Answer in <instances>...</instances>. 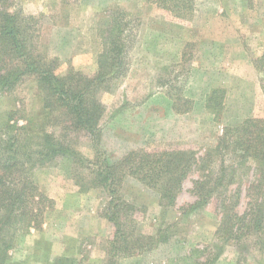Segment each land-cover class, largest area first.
<instances>
[{"label": "rangeland", "instance_id": "374dc122", "mask_svg": "<svg viewBox=\"0 0 264 264\" xmlns=\"http://www.w3.org/2000/svg\"><path fill=\"white\" fill-rule=\"evenodd\" d=\"M1 4L22 16H34L33 39L38 51L58 58V74L72 71L94 77L103 61L112 71L98 92L105 107L96 135L70 131L71 153L54 158H43L36 153L38 146L32 148L33 160L26 161L28 175L49 202L33 203L35 209L43 207L41 226L17 237L5 264H264V228L251 227L241 237L216 234L224 213L217 208L216 195L224 187L218 186L206 204L195 206L194 182L206 179L203 173L209 171L202 163L193 164L170 205L162 201L160 188L131 175L129 168L118 172L115 194L92 184L97 169L132 151L187 150L203 157L228 124L243 117L264 118V0H1ZM110 33L122 51L105 59L104 40ZM216 88L223 100L219 117L206 108L208 95ZM40 93L32 79L0 90V128L11 123L23 126L27 135L63 133L50 123ZM6 133L0 131L5 142ZM220 159L211 167L213 181L220 175ZM224 159L227 167L243 158L229 152ZM246 165L250 171L240 168L236 173L244 189L241 213L264 198L245 195L251 181L262 180L255 171L258 162L247 159ZM111 198L125 199L137 208L131 215L134 223L125 228L146 239L134 254L122 255L121 243L116 244L117 254L110 250L115 226L106 213ZM235 223L241 224L233 219L231 224Z\"/></svg>", "mask_w": 264, "mask_h": 264}, {"label": "trees", "instance_id": "16d2710c", "mask_svg": "<svg viewBox=\"0 0 264 264\" xmlns=\"http://www.w3.org/2000/svg\"><path fill=\"white\" fill-rule=\"evenodd\" d=\"M34 19V16H22L7 9L0 0V90H10L28 79L34 80L43 94L45 108H49L50 123L59 126L64 132L59 136H33L25 134L27 132L23 126L11 123H6L0 128L1 132H7V142L0 138V211H3L0 215V264H5L7 251L18 236L27 234L33 227L41 226V219L38 220L43 213V207L35 209L32 207L33 203L41 205L47 200L49 202L48 197L28 175L26 161L33 160L32 148L38 146L36 153L43 158H54L60 154L67 155L65 152L71 153L72 149L67 142L70 141V131L86 130L91 135H96L105 107L98 99V92L107 81V75L112 72L103 61L94 77L72 71L65 75L58 74V58L38 51V43L33 39V26L36 22ZM104 41L107 45L102 57L112 59L121 54L122 46L111 33ZM111 79L113 78L109 81ZM218 92H221V89L211 91L206 100V108L219 117L223 100L222 96L219 99V94H216ZM229 152L243 159L226 167L224 156ZM21 154L26 160L19 157ZM218 156L222 157L220 175L213 181L211 176L215 171L211 167ZM247 159L258 162L255 171L260 172L262 180L258 181L257 185L251 181L245 195L260 194L264 197V118H245L235 124H228L224 127L217 145L203 157L194 156V153L187 150L132 151L117 163H106L104 167L97 169L93 178L96 181H92V184L115 194L113 184L119 178L118 172L129 168L131 175L160 188L162 201L165 199V204L170 205L178 197L182 181L193 164L202 163V169L209 168V171L203 173L206 179H197L194 182V192L198 196L195 206L206 204L218 186L224 187L223 191L216 195V198H219L217 208L222 212L224 210L216 234L221 236L222 233L230 232L241 237L245 234L244 231L251 227L257 230L264 228V198L257 200L255 207H251L250 211H238L244 189L242 183L236 179V173L240 168L250 171L251 167L245 166ZM227 176L229 180L225 181ZM234 183L236 186L231 189L230 185ZM228 190H233L234 193L228 195ZM232 199H235L233 203ZM52 205L51 202L46 206L51 208ZM109 209L106 218L115 226L114 239L111 241L113 247L110 250L117 254L120 250L116 244L121 243L125 245L122 255L134 254V250L142 248L140 241L146 239L125 228L130 222L134 223L131 215L137 208L125 199L115 202L114 198H111ZM247 216L249 219L246 220ZM233 219L241 224L232 225ZM148 238L154 239V236ZM156 241L162 239L157 238Z\"/></svg>", "mask_w": 264, "mask_h": 264}, {"label": "crops", "instance_id": "0c3cea01", "mask_svg": "<svg viewBox=\"0 0 264 264\" xmlns=\"http://www.w3.org/2000/svg\"><path fill=\"white\" fill-rule=\"evenodd\" d=\"M175 108H176V107H175ZM177 110L179 111L180 109H177ZM211 115H212V114H211ZM213 118H214V116H213ZM247 118H248V117H247ZM243 119H245V117H243L242 120H243ZM238 120H239V119H238ZM239 121H241V120H239ZM239 121H235V122H232V123L235 124V123H237V122H239ZM64 252H65V251H64ZM65 253H66V252H65Z\"/></svg>", "mask_w": 264, "mask_h": 264}]
</instances>
